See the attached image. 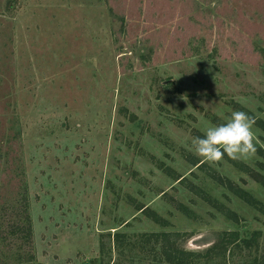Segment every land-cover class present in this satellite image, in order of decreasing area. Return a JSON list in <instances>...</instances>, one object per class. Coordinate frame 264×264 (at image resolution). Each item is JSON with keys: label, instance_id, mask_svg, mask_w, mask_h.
I'll return each instance as SVG.
<instances>
[{"label": "rangeland", "instance_id": "rangeland-1", "mask_svg": "<svg viewBox=\"0 0 264 264\" xmlns=\"http://www.w3.org/2000/svg\"><path fill=\"white\" fill-rule=\"evenodd\" d=\"M233 111L255 153L195 155ZM164 244L264 264V0H0V264Z\"/></svg>", "mask_w": 264, "mask_h": 264}, {"label": "clouds", "instance_id": "clouds-1", "mask_svg": "<svg viewBox=\"0 0 264 264\" xmlns=\"http://www.w3.org/2000/svg\"><path fill=\"white\" fill-rule=\"evenodd\" d=\"M254 120L243 111H233L226 123L209 126L203 137H194L191 148L207 162H217L226 153L231 159L247 158L255 153Z\"/></svg>", "mask_w": 264, "mask_h": 264}, {"label": "trees", "instance_id": "trees-1", "mask_svg": "<svg viewBox=\"0 0 264 264\" xmlns=\"http://www.w3.org/2000/svg\"><path fill=\"white\" fill-rule=\"evenodd\" d=\"M239 197L242 198L243 200H245L247 203H251L252 202V201L250 202V200H248L249 197H248V195L246 193H241L240 192ZM155 236H157V238L158 237H162L164 239H167L168 237L169 238L173 237V236L177 237L178 233H176L175 235L160 234V235H155ZM167 247H169V249ZM162 249H163L162 254L165 256L164 257L165 262H169L168 264H182L186 259L193 258V257L197 256L195 253H191V252H185V251H182V250L176 251V250L172 249L170 246H168L167 244H164Z\"/></svg>", "mask_w": 264, "mask_h": 264}]
</instances>
